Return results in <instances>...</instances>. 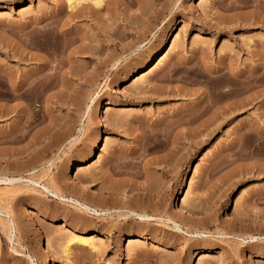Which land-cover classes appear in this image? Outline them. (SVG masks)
<instances>
[{
  "label": "rangeland",
  "instance_id": "rangeland-1",
  "mask_svg": "<svg viewBox=\"0 0 264 264\" xmlns=\"http://www.w3.org/2000/svg\"><path fill=\"white\" fill-rule=\"evenodd\" d=\"M96 1L0 0V175L23 177L2 186L0 264H264V153L245 134L231 149L242 123L264 129V0ZM206 99L244 110L192 143ZM31 177L151 220L66 224L77 210Z\"/></svg>",
  "mask_w": 264,
  "mask_h": 264
},
{
  "label": "bare ground",
  "instance_id": "bare-ground-1",
  "mask_svg": "<svg viewBox=\"0 0 264 264\" xmlns=\"http://www.w3.org/2000/svg\"><path fill=\"white\" fill-rule=\"evenodd\" d=\"M85 1H87V0H68L69 7L72 9V12H73V14L75 16L79 15V14H77V8L80 5H83V3ZM102 1L103 0H97L95 2V4L96 5L102 4ZM117 64H118V62L116 61L112 66L115 67ZM10 80L12 81V79H10ZM194 81H196V80H194ZM196 82H198V81H196ZM14 83L12 81V84H13L14 88L11 89V93H6L4 95L6 97V99L9 100V101L14 100V99L19 100L23 96V94L21 93L22 92L21 89L24 86L23 85L24 81L23 80L20 81L18 83V85H14ZM26 83L27 82H25V84ZM241 103H243V102H241ZM215 104H217V103H215L214 100H212V99L207 100L206 99L205 103L200 104L199 106L197 105V106L193 107V109L188 111L186 115H188L189 117L187 119H185V122H187V123H196L197 122L198 126H197V128L196 127H194V128L192 127L187 133H184V137H182V136L181 137L189 139L190 141H192V143L194 142L193 141L194 139L196 140V138H202V139L204 137H208L209 138L216 130H218L219 128H222V126L226 122H228V120H230L231 115H233L235 111L239 112V111L244 110V108L242 107L243 104H241L239 106H237V105L236 106H232V105H229L230 103H227V106L222 107L221 110L215 109L214 108ZM237 104H240V103L237 102ZM231 109H234L235 111L234 112H230ZM206 115H207V117L203 120L202 118H204ZM92 118H89L87 125L91 126ZM199 120H200V122H199ZM178 133H180V132H178ZM181 133H183V132H181ZM234 133H235L234 134L235 136L232 138L233 141H232V145H231V149H233V151H237V150L239 151V147H238V146H240L239 142L241 141V139L243 138V135L245 134L247 136V138H248V144L246 145L245 148L243 146V149L245 150L244 152L248 151V154H249L250 157H255V156L258 157L262 153H264L263 145L259 141V137L260 136H262V137L264 136V129L258 128L255 124L242 123L240 125V129H238L237 132H234ZM179 136L180 135H178V137L173 139V143L177 144V143H179L182 140V138L179 137ZM157 137H158V135H157ZM101 138L102 137L99 136V139H101ZM72 141L70 143H72ZM147 142H146V144H147ZM240 149H242V148H240ZM146 151H147V149H146ZM241 152L243 153V151H241ZM249 156H247V157H249ZM34 165H36V164H34ZM78 165H79V163H75L74 166H78ZM21 168H23V167H21ZM35 170H36V167H32V166L28 167L27 166V168H25L24 171L27 172L30 176H34L35 177V175H34L35 174ZM44 172L46 173V171H44ZM34 177L33 178L31 177V179L29 178L30 179L29 182H34V183L42 185V189L38 190V191H41L42 194L45 193L43 195L47 194L49 196H52L56 200L61 201L64 204L65 203L69 204L71 207H73L74 209L77 210V215L76 216L74 215L73 218L72 217L68 218L66 220V224H74V225L92 227L94 225L92 220H94V219H104L108 215H115V214L118 216V218L119 217H124L125 219H128L130 217H134L135 219H138L141 223H147V222H149L151 220L152 216L148 212H146L144 210L137 211V210H132V209H127V210H121V209H117V208L114 209L112 207L107 206L106 203L103 202L102 198H99L98 202L91 201V200L84 201V200H81L79 198L66 195L62 191V189H59V188L55 187L54 185L41 184V182L36 180V179H34ZM22 179H23V177L10 176V175H7V174H1L0 175V221L4 224V227L9 230L10 235L13 234V231L16 229V226H15V222H14L10 212L6 208H4L2 206V202L1 201H2L3 196H4V191H3L2 186L6 185V187L7 186L12 187L14 185H17L19 182H21ZM100 191H101L100 194H103L102 189ZM5 213L9 216L10 219H5V218L3 219L2 218V216ZM171 221H173L174 223H177L175 220H171ZM175 228L178 231L179 230L180 231H184L185 233L189 234L190 236H192L194 238L208 237V235H209L206 231H201L199 229H195L194 231L191 230V229L185 230L183 225L180 224V223L176 224ZM139 232H141V229H140ZM251 238L254 241H256L258 239L257 236H252V235H251ZM70 242H73L74 244L80 243V244L88 247V249L90 251L94 252V253L98 252V250L100 248L94 240H86V239H83V238H75L74 237V238L71 239ZM71 246L72 245L70 243V244H68V246L66 248V253L68 255L70 254ZM140 256H142V255H140ZM191 262H193L192 258L189 259V263H191Z\"/></svg>",
  "mask_w": 264,
  "mask_h": 264
}]
</instances>
